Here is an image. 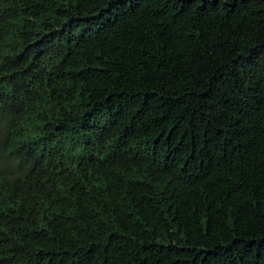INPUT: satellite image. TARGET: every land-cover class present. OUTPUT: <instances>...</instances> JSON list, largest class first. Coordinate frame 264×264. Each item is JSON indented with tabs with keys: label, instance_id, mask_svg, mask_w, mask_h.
<instances>
[{
	"label": "trees",
	"instance_id": "trees-1",
	"mask_svg": "<svg viewBox=\"0 0 264 264\" xmlns=\"http://www.w3.org/2000/svg\"><path fill=\"white\" fill-rule=\"evenodd\" d=\"M0 264H264V0H0Z\"/></svg>",
	"mask_w": 264,
	"mask_h": 264
}]
</instances>
